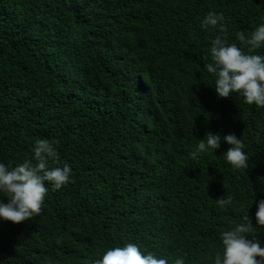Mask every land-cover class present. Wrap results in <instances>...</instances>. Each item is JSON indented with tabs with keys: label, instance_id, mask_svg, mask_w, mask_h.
<instances>
[{
	"label": "trees",
	"instance_id": "1",
	"mask_svg": "<svg viewBox=\"0 0 264 264\" xmlns=\"http://www.w3.org/2000/svg\"><path fill=\"white\" fill-rule=\"evenodd\" d=\"M209 11L230 42L264 22V0H0V161L47 139L50 166L72 168L39 214L0 220V264H91L128 242L208 264L247 211L264 243V107L217 96ZM207 132H235L249 166L233 169L223 141L193 158Z\"/></svg>",
	"mask_w": 264,
	"mask_h": 264
},
{
	"label": "clouds",
	"instance_id": "2",
	"mask_svg": "<svg viewBox=\"0 0 264 264\" xmlns=\"http://www.w3.org/2000/svg\"><path fill=\"white\" fill-rule=\"evenodd\" d=\"M223 21L222 13L209 11L201 22L204 28L212 26L219 30L210 43V61L204 65L213 77L212 87L218 97L235 94L246 104L264 107V54L256 51L264 48V22L248 35L244 31L236 32V41L240 42L237 43L229 41ZM242 44L247 46V51ZM204 137L191 153L193 158L215 151L223 141L230 146L223 153L224 159L233 169L249 166L244 141L235 132L224 135L207 132ZM58 159L54 145L47 139H39L35 141L33 158L15 165L0 161V220L19 223L41 212L47 185L59 189L71 178L70 164L50 166V161L55 164ZM232 200L226 195L217 201L220 205H230ZM242 221L220 233L219 250L209 257L208 264H264V243L249 238L254 223L248 211ZM255 225L264 226V199L257 202ZM91 264H170V261L166 256L144 252L137 243L128 242L106 249ZM171 264H185V259L179 256Z\"/></svg>",
	"mask_w": 264,
	"mask_h": 264
}]
</instances>
